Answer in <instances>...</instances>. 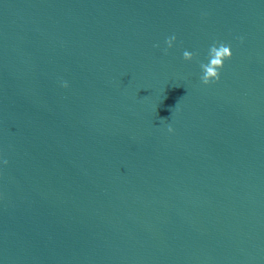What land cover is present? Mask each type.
Returning a JSON list of instances; mask_svg holds the SVG:
<instances>
[{
    "label": "water",
    "instance_id": "1",
    "mask_svg": "<svg viewBox=\"0 0 264 264\" xmlns=\"http://www.w3.org/2000/svg\"><path fill=\"white\" fill-rule=\"evenodd\" d=\"M0 264H264V0H0Z\"/></svg>",
    "mask_w": 264,
    "mask_h": 264
},
{
    "label": "clouds",
    "instance_id": "2",
    "mask_svg": "<svg viewBox=\"0 0 264 264\" xmlns=\"http://www.w3.org/2000/svg\"><path fill=\"white\" fill-rule=\"evenodd\" d=\"M176 40L175 35L166 38L165 44L168 48L172 47L173 42ZM165 52H167V49H165ZM194 53L189 52L185 50L182 54V58L185 61H191L194 58ZM231 46L226 45L223 42L220 43H213V45L210 46L208 51V63L200 64V68L202 70V75L200 77V80L203 84L207 85L210 82H216L220 78V72L219 70L223 67V62L225 60H228L231 58ZM62 87H68L67 82L62 83ZM168 131L171 132L172 128L169 126ZM6 164L7 161H4Z\"/></svg>",
    "mask_w": 264,
    "mask_h": 264
}]
</instances>
